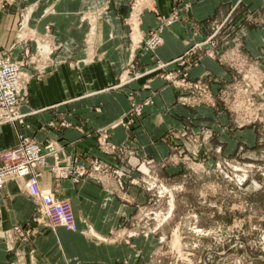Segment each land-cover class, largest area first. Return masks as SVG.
I'll use <instances>...</instances> for the list:
<instances>
[{"label": "rangeland", "instance_id": "374dc122", "mask_svg": "<svg viewBox=\"0 0 264 264\" xmlns=\"http://www.w3.org/2000/svg\"><path fill=\"white\" fill-rule=\"evenodd\" d=\"M255 2L264 4V0ZM14 3L0 0V10ZM33 4L21 9L28 7L30 11ZM153 7L152 0L130 1L126 21L134 26L132 35L130 32L132 49L144 48V39L151 34L161 35L160 25L165 22L158 20L144 39L136 36L141 10ZM248 7L243 5L222 19L208 22L205 36L176 57L181 59L166 64L174 59L153 58L151 64L136 71H150L142 75L147 77L143 87L149 92L140 101L134 92L128 93L130 106L123 114V126L128 130L141 117L153 113L158 90L150 88L152 78L163 79L175 94L172 103L156 109L157 114H168L175 120L160 122L163 131L152 139L165 146L159 157L139 156L132 147L115 144L107 136L98 139V150L106 157L92 160L85 175L89 173L100 182L113 177L118 184L114 194L131 207L108 234L98 233L84 220L81 232L88 239L125 246L124 256L108 264H264V45L254 55L246 34L248 27L264 26V10ZM49 10L52 8L45 12ZM29 11L24 12L23 21L33 31ZM18 13L17 20L21 18ZM98 14L86 11L83 15L92 24L88 41L95 33ZM177 14L173 22L182 18L180 11ZM161 39L159 45L162 35ZM136 40L141 43L136 44ZM36 42L41 58H47L41 54L40 44L50 42L54 48L50 39L42 42L38 37ZM204 58L214 60L223 73L195 70ZM130 63L136 65L134 57ZM127 176V182H122ZM34 216L23 225L2 230L9 264H38L36 238L42 229L56 225ZM61 226L77 227L75 222Z\"/></svg>", "mask_w": 264, "mask_h": 264}, {"label": "crops", "instance_id": "0c3cea01", "mask_svg": "<svg viewBox=\"0 0 264 264\" xmlns=\"http://www.w3.org/2000/svg\"><path fill=\"white\" fill-rule=\"evenodd\" d=\"M130 1L15 0L12 6L0 10V43L4 46H9L14 39L17 8L32 3L36 5H30V26L39 33L50 26L49 39L58 46L51 55L54 64L27 84L25 98L18 108L24 115L22 122L0 124V151L14 146L18 134H23L42 146L50 144L61 166L89 168L95 158L106 157L98 150L97 142L107 136L115 144L132 147L139 156L159 157L165 146L152 139L163 131L160 122L175 123L168 114L156 113L157 108L163 110L175 99L172 88L165 85L163 79L154 77L149 82L152 90H158L153 113L141 117L130 130L120 124L114 125L129 109V92L135 93L137 101L149 92L143 87L147 77H135L136 71L151 64L153 58L168 61L183 54L191 43L205 36L206 25L211 20L222 19L243 5H248L249 10L260 6L264 10V4L255 0H152L156 12L143 9L140 13L136 35L140 39L158 25L157 16L169 17L180 11L182 18L161 26L163 42L150 52L144 48L132 49L134 40L130 32L134 26L126 21ZM47 8L52 10L46 13ZM86 11H99L95 33L89 41L92 24L90 19L83 18ZM246 34L250 51L258 55L259 46L264 45V26L248 27ZM30 47L34 48L32 42ZM12 55L18 56V51H12ZM132 57L136 65L130 63ZM205 69L223 73L211 58H204L195 70ZM125 74L132 79L130 82ZM63 121L68 125L60 126ZM54 161L52 153L45 155L39 186L69 200L77 227L75 230L56 225L52 229H42L35 242L38 264H108L123 257L124 245L96 242L81 232L86 220L98 233L108 234L119 219L129 213L131 207L113 192L118 187L116 180L108 177L100 182L89 173L78 180L70 176L58 177L50 169ZM127 180L128 176L122 182ZM37 206L21 180L9 179L0 189V264H9L10 260L2 230L30 221Z\"/></svg>", "mask_w": 264, "mask_h": 264}, {"label": "built area", "instance_id": "2783aa9c", "mask_svg": "<svg viewBox=\"0 0 264 264\" xmlns=\"http://www.w3.org/2000/svg\"><path fill=\"white\" fill-rule=\"evenodd\" d=\"M21 8L22 6L17 10L21 18L17 20L12 43L9 46H4L0 43V124L16 121L22 122L24 115L19 112L18 108L25 98L27 84L30 79L39 77L41 73L46 72L53 65L55 61L51 55L54 49L58 47L53 45L54 49L48 53V57L41 58V55L37 51L38 45L36 40L38 41L39 37L42 42H49L50 26L47 25L45 32L37 36L34 30L32 31L30 27L28 28L23 25L24 12H26L28 7L25 10ZM153 11L156 12L154 7ZM177 12H173L164 21L161 20L164 18L161 16H157V19L160 23L165 22L164 24L169 25L178 16ZM144 40L146 42L144 48L148 47L154 50L161 43L162 39L161 35L156 33L151 34L148 39L145 38ZM31 42L34 44L32 50L29 47V43ZM14 50L18 51V56L12 55V51ZM181 58H176L171 62H166V64H170ZM163 65L161 64L159 67ZM148 72L150 71L139 72L135 77L145 75ZM118 122L122 125L125 124L123 118L119 119ZM59 125L66 126L68 123L63 121ZM103 140L105 139L103 138ZM98 143H100V140ZM46 152L52 153L55 157V161L50 169L56 176H70L74 180H78L85 174L84 166H80L77 169L61 166L56 160L55 152L50 144L42 146L31 137L18 134V140L14 146L0 151V189L9 179L21 180L23 188L38 204L33 219L44 221L47 224L72 226L74 225L75 218L69 200L67 198H60L49 189L39 186L40 168L45 163Z\"/></svg>", "mask_w": 264, "mask_h": 264}, {"label": "bare ground", "instance_id": "6f19581e", "mask_svg": "<svg viewBox=\"0 0 264 264\" xmlns=\"http://www.w3.org/2000/svg\"><path fill=\"white\" fill-rule=\"evenodd\" d=\"M28 11H29V9L27 10V12H26V14H28ZM31 11V10H30ZM29 11V12H30ZM32 12V11H31ZM25 17H26V15H24V20H25ZM23 24H24V26H26V27H28L27 26V23H25V21H23ZM91 30H92V27H91ZM90 33H91V31H90ZM43 45H41L40 44V48H41V50H43V53H42V51H40L41 52V54L43 55V56H48V53L50 52V51H52L54 48L53 47H51V45H49V43H42ZM61 225H63V224H61Z\"/></svg>", "mask_w": 264, "mask_h": 264}]
</instances>
